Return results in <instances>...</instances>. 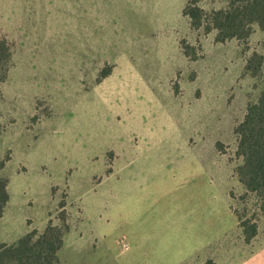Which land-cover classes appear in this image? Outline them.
Returning <instances> with one entry per match:
<instances>
[{"label":"rangeland","instance_id":"1","mask_svg":"<svg viewBox=\"0 0 264 264\" xmlns=\"http://www.w3.org/2000/svg\"><path fill=\"white\" fill-rule=\"evenodd\" d=\"M196 1L209 17L228 6ZM187 8L0 0V243L52 226L110 261L101 247L121 252L140 216L155 228L194 213L212 241L197 264H239L264 245V201L241 182L236 134L264 90V29L219 42Z\"/></svg>","mask_w":264,"mask_h":264},{"label":"trees","instance_id":"2","mask_svg":"<svg viewBox=\"0 0 264 264\" xmlns=\"http://www.w3.org/2000/svg\"><path fill=\"white\" fill-rule=\"evenodd\" d=\"M187 1L190 8L185 10L184 15L190 18L192 27H203L202 19L205 18L210 23L206 31L217 30L219 42L247 37L253 23L264 29V0H228L225 9L213 11L210 17L196 5V0ZM9 57L7 45L0 42V82L3 79L2 66ZM257 58L260 60L261 56ZM251 68L252 64L249 63L248 69ZM236 134L239 138L238 154L244 158L241 182L249 192L258 194L264 201V90L259 101L249 107ZM1 168L0 163V170ZM8 200L7 181L0 179V218ZM256 234L255 230L251 238ZM35 236L36 232L28 233L11 246L0 243V264H58V252L63 245L61 233L49 226L36 241ZM204 264L215 262L208 260Z\"/></svg>","mask_w":264,"mask_h":264},{"label":"crops","instance_id":"3","mask_svg":"<svg viewBox=\"0 0 264 264\" xmlns=\"http://www.w3.org/2000/svg\"><path fill=\"white\" fill-rule=\"evenodd\" d=\"M194 215L193 213L190 217L188 213L189 217L179 216L175 220L165 218L164 225L157 219L160 227L155 228H150L142 219L143 216H140V223L130 226V242L124 239V243L129 245L128 249L122 245L121 252H117L116 248L113 253L112 246L101 247V251L111 255L113 253L112 256L103 255L110 258V261L98 256L97 246L80 242L73 244L65 237L58 252L59 264H197L212 241L207 239L205 223L204 229H199V222H196ZM239 264H264V245L245 254L239 259Z\"/></svg>","mask_w":264,"mask_h":264},{"label":"built area","instance_id":"4","mask_svg":"<svg viewBox=\"0 0 264 264\" xmlns=\"http://www.w3.org/2000/svg\"><path fill=\"white\" fill-rule=\"evenodd\" d=\"M123 246H124L125 249H128L129 248V245L126 242L123 243Z\"/></svg>","mask_w":264,"mask_h":264}]
</instances>
